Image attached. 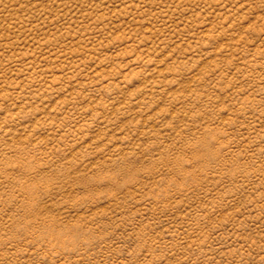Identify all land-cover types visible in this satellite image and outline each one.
<instances>
[{"label":"rangeland","instance_id":"rangeland-1","mask_svg":"<svg viewBox=\"0 0 264 264\" xmlns=\"http://www.w3.org/2000/svg\"><path fill=\"white\" fill-rule=\"evenodd\" d=\"M0 264H264V0H0Z\"/></svg>","mask_w":264,"mask_h":264}]
</instances>
